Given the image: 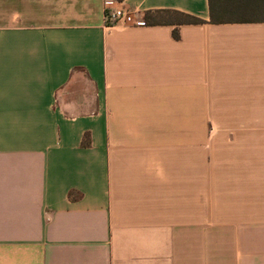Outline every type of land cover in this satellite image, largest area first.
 <instances>
[{
    "label": "crops",
    "instance_id": "0c3cea01",
    "mask_svg": "<svg viewBox=\"0 0 264 264\" xmlns=\"http://www.w3.org/2000/svg\"><path fill=\"white\" fill-rule=\"evenodd\" d=\"M0 264H264V20L0 0Z\"/></svg>",
    "mask_w": 264,
    "mask_h": 264
},
{
    "label": "trees",
    "instance_id": "16d2710c",
    "mask_svg": "<svg viewBox=\"0 0 264 264\" xmlns=\"http://www.w3.org/2000/svg\"><path fill=\"white\" fill-rule=\"evenodd\" d=\"M209 6L211 8V20H264V0H209ZM164 12L174 17L172 19L176 20L178 24L201 21L198 17L175 10H165ZM173 35L178 36L176 29L173 31Z\"/></svg>",
    "mask_w": 264,
    "mask_h": 264
},
{
    "label": "built area",
    "instance_id": "2783aa9c",
    "mask_svg": "<svg viewBox=\"0 0 264 264\" xmlns=\"http://www.w3.org/2000/svg\"><path fill=\"white\" fill-rule=\"evenodd\" d=\"M105 22L109 25L120 24V25H133L138 26L142 21L136 20L133 15L123 7L118 8H107L104 12Z\"/></svg>",
    "mask_w": 264,
    "mask_h": 264
}]
</instances>
